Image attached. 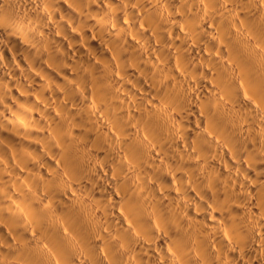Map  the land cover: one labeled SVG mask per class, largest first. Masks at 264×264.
Returning a JSON list of instances; mask_svg holds the SVG:
<instances>
[{
	"label": "clouds",
	"instance_id": "9594fccd",
	"mask_svg": "<svg viewBox=\"0 0 264 264\" xmlns=\"http://www.w3.org/2000/svg\"><path fill=\"white\" fill-rule=\"evenodd\" d=\"M0 264H264V0H0Z\"/></svg>",
	"mask_w": 264,
	"mask_h": 264
}]
</instances>
